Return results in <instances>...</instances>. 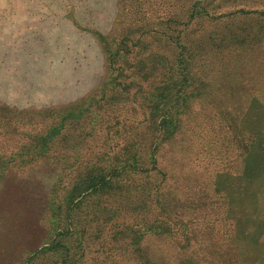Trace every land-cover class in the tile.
Wrapping results in <instances>:
<instances>
[{
  "label": "rangeland",
  "instance_id": "374dc122",
  "mask_svg": "<svg viewBox=\"0 0 264 264\" xmlns=\"http://www.w3.org/2000/svg\"><path fill=\"white\" fill-rule=\"evenodd\" d=\"M102 168L100 197L85 182ZM142 190L164 194L158 230L124 232ZM106 200L123 210L96 215ZM78 206L87 240L69 249ZM227 251L264 264V0H0V264Z\"/></svg>",
  "mask_w": 264,
  "mask_h": 264
},
{
  "label": "trees",
  "instance_id": "16d2710c",
  "mask_svg": "<svg viewBox=\"0 0 264 264\" xmlns=\"http://www.w3.org/2000/svg\"><path fill=\"white\" fill-rule=\"evenodd\" d=\"M253 13V12H252ZM255 13H259V12H255ZM249 12H242L241 14H239L240 16H248ZM163 59V60H162ZM156 62L161 66V69H163V76L164 78L166 77L167 80H170V83L172 85V83H174L173 79V72L179 70L180 68V64H178L177 60L175 61H170L168 60V58L164 57L162 58L161 56L160 57H157L156 59ZM169 72H171V76H169ZM161 88H159L158 90H160ZM177 115V114H176ZM171 125L172 127H175L177 124H178V120H175V115L173 114L171 116ZM148 129H152V126H148L147 127ZM153 163L154 165L157 167V168H160V165H161V161H160V158L157 156L153 157ZM107 168V167H105ZM161 169V168H160ZM143 169H141L142 171ZM164 173H166V176L168 174V172L165 170V168H162L161 169ZM142 172H145L144 170ZM95 174V178L94 177H91L87 182H85L86 185H91V187H93V195H98L100 197H103L106 193V191H110L108 188L110 187H107V184L109 183L108 182H105V173H104V169L102 168L100 170V173L99 172H95L93 173ZM100 182L98 184H95L96 181H99ZM83 188H81V190L79 191H82ZM124 192L121 196H125V198L131 196L130 194H133L132 192V189L131 188H126L124 187L123 188ZM130 191V193H129ZM143 191V190H142ZM143 193V198L139 197L138 199V202L135 209H139L140 210V215L143 214L141 217H139L138 220H133L131 223L129 224H124L122 225V230L124 232H127L129 230H132V231H137L139 232L141 235H149V234H152L153 232H155L156 230H158V226H154L153 224V218H151L150 214V210L152 211V214L153 213H158L157 210V207H159V205H163L165 206L164 203H162V201H164V194L161 193V191H156V192H153V193H150V194H146L145 191L142 192ZM150 201V203H153L155 204V207H156V204H157V207L156 209H152L151 206L149 205L150 203H148ZM106 204H103V206H101L100 204L97 203L96 206H94V210L96 208V215L99 214V215H104L108 218H110L113 215H115L117 212H120L122 211L123 209L118 207V206H112L107 200L105 202ZM159 204V205H158ZM84 206V205H83ZM83 206L80 207L78 206L77 209H76V212L75 214L73 215L72 217V225L69 224L68 225V228L72 229L73 233L71 234L72 235V240L68 243V245L66 247H68L69 249H71L73 243L75 245L76 242H79L80 240L81 241H85L87 240L86 239V234L88 233L87 229L85 228H82V221H81V214L83 215L84 213V210H83ZM143 206L144 208H146L147 210V213L146 211L143 212ZM88 209V208H87ZM128 214H130V211H126ZM150 212V213H149ZM87 220V219H86ZM84 220V222L86 221ZM88 221V220H87ZM92 219L90 220V223H91ZM89 223V224H90ZM163 227V228H161ZM164 233H168V228L165 227V224H161L160 227ZM166 228V229H165ZM73 236H74V240H73ZM52 252H54V249H52L51 251V254ZM57 254V252H55ZM230 251H227L226 253H223V252H211V259H218L219 260V263L217 264H226V259H231L230 257ZM234 256V255H233ZM232 256V257H233ZM40 256H38L37 258H39ZM53 255H51L50 258H52ZM73 255L71 256H67L65 257L64 259L62 260H57L56 262H53V264H66L68 263V261H70L69 264H75V263H79L81 259H78V258H75V262H72L73 260ZM237 257V256H236ZM225 259V261L223 262V260ZM188 264H202L200 261H196V262H193V263H188ZM236 264H248V262H240L239 260L236 261Z\"/></svg>",
  "mask_w": 264,
  "mask_h": 264
},
{
  "label": "clouds",
  "instance_id": "9594fccd",
  "mask_svg": "<svg viewBox=\"0 0 264 264\" xmlns=\"http://www.w3.org/2000/svg\"><path fill=\"white\" fill-rule=\"evenodd\" d=\"M34 179L41 184L44 190H47L48 185L45 183L44 179L41 176L37 175L36 177H34Z\"/></svg>",
  "mask_w": 264,
  "mask_h": 264
}]
</instances>
